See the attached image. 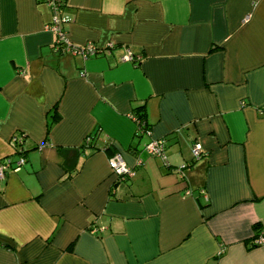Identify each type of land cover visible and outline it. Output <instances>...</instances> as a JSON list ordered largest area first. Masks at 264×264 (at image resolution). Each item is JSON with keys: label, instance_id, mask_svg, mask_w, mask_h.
<instances>
[{"label": "crops", "instance_id": "obj_1", "mask_svg": "<svg viewBox=\"0 0 264 264\" xmlns=\"http://www.w3.org/2000/svg\"><path fill=\"white\" fill-rule=\"evenodd\" d=\"M58 16L97 53H57L41 0H0V162L24 158L0 176V264H264V0H65ZM156 138L165 162L143 149Z\"/></svg>", "mask_w": 264, "mask_h": 264}, {"label": "built area", "instance_id": "obj_2", "mask_svg": "<svg viewBox=\"0 0 264 264\" xmlns=\"http://www.w3.org/2000/svg\"><path fill=\"white\" fill-rule=\"evenodd\" d=\"M51 11V17L48 22L43 24V30L50 32L53 35V49L58 52H69L71 54L79 55L82 58L87 56H91L97 53L98 49L91 42H86L82 45L75 46L71 44L67 37L65 30L61 25L60 18L58 16V12L60 7L64 4L65 0H41ZM130 52L126 51V53L122 56V59H130ZM133 119L137 125V130L143 134L147 133L148 130L145 128V123L142 120H138L134 115ZM39 145L38 147H40ZM144 151L152 156H157L162 162H165V154H164V141L161 138L149 139V141L144 145ZM191 157L193 159H197L201 155V144L198 141H195L190 149ZM24 162V159L19 156L13 162L10 159H3L0 162V176L6 170H17ZM108 165L114 174L121 178L126 179L130 178L134 175L133 167H129L124 160L122 159L119 153H114L108 159ZM202 192V191H201ZM189 194V190L186 191ZM264 243V232L259 231L251 240L252 246L261 245Z\"/></svg>", "mask_w": 264, "mask_h": 264}, {"label": "trees", "instance_id": "obj_3", "mask_svg": "<svg viewBox=\"0 0 264 264\" xmlns=\"http://www.w3.org/2000/svg\"><path fill=\"white\" fill-rule=\"evenodd\" d=\"M133 115L138 119V120H142L143 119V122H144V110H143V106H139V107H136L133 109ZM59 114H58V111H57V104L54 103L51 107V112L49 114V117H48V120L46 122V131H48V129L50 128V126L55 123L58 119H59ZM88 137V140L90 138V135H87ZM87 142V141H86ZM87 145V143H85V140H84V145ZM22 157V156H21ZM23 158V157H22ZM24 159V158H23ZM193 159V158H192ZM24 163V162H23ZM22 163V164H23ZM20 168V167H19ZM253 230H254V234H253V237L260 231L257 227V225H253ZM252 237V238H253ZM252 240V239H251ZM251 242V241H250ZM251 245V243H250ZM252 246V245H251Z\"/></svg>", "mask_w": 264, "mask_h": 264}]
</instances>
